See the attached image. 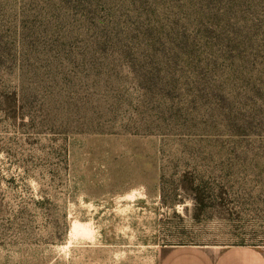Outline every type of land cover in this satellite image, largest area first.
Wrapping results in <instances>:
<instances>
[{
    "label": "rangeland",
    "instance_id": "374dc122",
    "mask_svg": "<svg viewBox=\"0 0 264 264\" xmlns=\"http://www.w3.org/2000/svg\"><path fill=\"white\" fill-rule=\"evenodd\" d=\"M264 250V0H0V264Z\"/></svg>",
    "mask_w": 264,
    "mask_h": 264
},
{
    "label": "crops",
    "instance_id": "0c3cea01",
    "mask_svg": "<svg viewBox=\"0 0 264 264\" xmlns=\"http://www.w3.org/2000/svg\"><path fill=\"white\" fill-rule=\"evenodd\" d=\"M162 264H264V250L237 247L226 251L178 247L169 251Z\"/></svg>",
    "mask_w": 264,
    "mask_h": 264
}]
</instances>
